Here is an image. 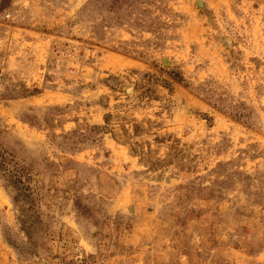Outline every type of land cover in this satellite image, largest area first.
Masks as SVG:
<instances>
[{
	"label": "rangeland",
	"instance_id": "1",
	"mask_svg": "<svg viewBox=\"0 0 264 264\" xmlns=\"http://www.w3.org/2000/svg\"><path fill=\"white\" fill-rule=\"evenodd\" d=\"M0 264H264V0H0Z\"/></svg>",
	"mask_w": 264,
	"mask_h": 264
}]
</instances>
